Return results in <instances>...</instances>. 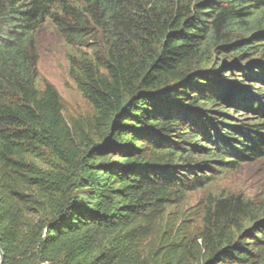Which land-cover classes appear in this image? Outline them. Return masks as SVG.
<instances>
[{
  "label": "trees",
  "instance_id": "1",
  "mask_svg": "<svg viewBox=\"0 0 264 264\" xmlns=\"http://www.w3.org/2000/svg\"><path fill=\"white\" fill-rule=\"evenodd\" d=\"M47 23L95 48L71 60L87 116L67 120L56 87L37 85ZM263 41L264 0H0L3 264H264V197L180 206L264 159V130L211 109L264 113L257 92L220 89L215 57L242 65Z\"/></svg>",
  "mask_w": 264,
  "mask_h": 264
},
{
  "label": "rangeland",
  "instance_id": "2",
  "mask_svg": "<svg viewBox=\"0 0 264 264\" xmlns=\"http://www.w3.org/2000/svg\"><path fill=\"white\" fill-rule=\"evenodd\" d=\"M39 39L40 58L37 85L43 88L45 82H50L56 87L62 97L64 116L67 120L71 121L91 114L93 106L83 96L71 75V60L74 57L90 56L95 48L70 44L51 23L44 26ZM259 44L256 48L247 50L248 53L243 57V64L239 63V68L236 66V58L232 53L219 52L215 57L217 58L216 63L222 68L219 77L221 78L220 84H218L221 86L220 89L227 88L231 92L238 90L244 93L255 91L260 95L259 99L262 101L260 105L264 108V41ZM225 81H228L229 85H223ZM222 106L225 109H222ZM211 109L214 115L222 119L225 117L228 122L240 125L244 129L264 130L261 126L258 128L255 126L259 123V116L264 117L262 112L233 106L226 100ZM223 170L216 172L206 187L190 192L180 206L183 209L197 207V204L202 207L203 204H200V201L205 202L209 194L218 196L243 193L248 196H258L262 200L264 197V159L242 160L234 168Z\"/></svg>",
  "mask_w": 264,
  "mask_h": 264
},
{
  "label": "water",
  "instance_id": "3",
  "mask_svg": "<svg viewBox=\"0 0 264 264\" xmlns=\"http://www.w3.org/2000/svg\"><path fill=\"white\" fill-rule=\"evenodd\" d=\"M3 261H4V252L0 246V264H3Z\"/></svg>",
  "mask_w": 264,
  "mask_h": 264
}]
</instances>
